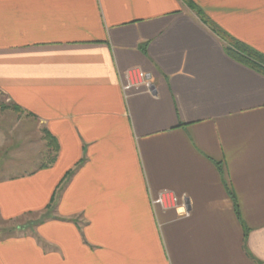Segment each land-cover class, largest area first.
Listing matches in <instances>:
<instances>
[{
  "label": "crops",
  "instance_id": "1",
  "mask_svg": "<svg viewBox=\"0 0 264 264\" xmlns=\"http://www.w3.org/2000/svg\"><path fill=\"white\" fill-rule=\"evenodd\" d=\"M192 1L264 54V0ZM0 103L58 145L0 178V264H264V76L182 0H0Z\"/></svg>",
  "mask_w": 264,
  "mask_h": 264
},
{
  "label": "rangeland",
  "instance_id": "2",
  "mask_svg": "<svg viewBox=\"0 0 264 264\" xmlns=\"http://www.w3.org/2000/svg\"><path fill=\"white\" fill-rule=\"evenodd\" d=\"M3 109L1 110L0 108V178H3L4 174L9 175L5 172L10 168L13 175L32 170L37 160H42L44 155L48 159L55 152L48 147L45 134L43 138H45L46 144L41 142V135L35 122L18 119L17 113L8 111L7 106ZM29 140L34 142L35 145H30ZM53 207L54 204L46 212L48 213ZM43 216L38 214L30 215L27 219L32 221L31 223H27V220L18 223L21 226L23 225L22 227L26 229L24 231L28 233L33 223L42 219ZM18 227L17 222L7 224L0 220V238L16 235L18 233L16 228Z\"/></svg>",
  "mask_w": 264,
  "mask_h": 264
},
{
  "label": "trees",
  "instance_id": "3",
  "mask_svg": "<svg viewBox=\"0 0 264 264\" xmlns=\"http://www.w3.org/2000/svg\"><path fill=\"white\" fill-rule=\"evenodd\" d=\"M187 7L195 12L200 20L205 24L224 44L225 51L229 57L238 63L250 68L251 70L258 72L264 76V54L249 46L248 44L234 38L213 20H211L192 0H182ZM5 106L0 105L1 110H4ZM13 111H19L16 106L11 107ZM45 138L47 140L48 147L51 150L57 152L58 145L57 140L49 133L45 132ZM229 196L235 203V211L240 217L239 207L236 204V198L232 191L228 189ZM248 229L245 231V237L247 236Z\"/></svg>",
  "mask_w": 264,
  "mask_h": 264
},
{
  "label": "built area",
  "instance_id": "4",
  "mask_svg": "<svg viewBox=\"0 0 264 264\" xmlns=\"http://www.w3.org/2000/svg\"><path fill=\"white\" fill-rule=\"evenodd\" d=\"M133 85L125 86V90H129ZM150 87V85H148ZM152 205L154 207H160L164 210H175L180 216L188 217L190 215L187 204L180 201L169 192H162L156 198L152 199Z\"/></svg>",
  "mask_w": 264,
  "mask_h": 264
}]
</instances>
